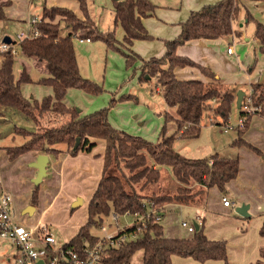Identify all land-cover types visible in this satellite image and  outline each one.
<instances>
[{
	"label": "trees",
	"instance_id": "trees-1",
	"mask_svg": "<svg viewBox=\"0 0 264 264\" xmlns=\"http://www.w3.org/2000/svg\"><path fill=\"white\" fill-rule=\"evenodd\" d=\"M76 1L84 19L68 8L45 6L36 24L41 35L19 44L21 56L45 70L46 76L38 84L52 88L53 96H47L42 101L24 97L22 85L33 83L26 65L17 79L14 72L16 57L11 53L3 55L0 63V112L12 109L34 124L32 130L14 127V132L27 138V141L21 146L6 148L9 159L14 162L30 152L55 158L64 152L59 149L63 146L67 148L65 152L75 157L80 152H91L97 145L96 141H102L105 145L103 171L88 204V220L66 243L67 246L82 254L85 243L94 246L100 239L92 231L94 227L102 229L106 217L112 214L124 216L128 212L131 215H147L154 211L155 215H151L144 223L134 222L131 227L119 229L115 236L116 244L106 249L101 264H130L138 252L143 254L140 264H172L176 256L191 258L201 264L208 261L228 264L227 242L209 240L204 223L195 230L192 239H171L164 235V228L159 222L166 215V205H201L207 201L212 188L227 194L228 184L237 179L240 173L238 157L215 155L191 159L175 150L176 140L200 136L203 119L212 110L225 124L238 93L235 89L225 90L220 85L200 80H179L175 70L185 67L198 68L210 79L218 78L189 58L179 56L177 51L191 41L240 36L234 25L241 13L245 12L247 23L255 20L246 3L264 5V0H220L214 5L191 12L181 25L180 35L165 42V54L147 61L130 47L137 40H153L143 24V20L154 16L158 8L151 0H115L114 28L106 32L99 30L91 17L88 1ZM10 5V1L0 0V22L9 21L5 10ZM58 17L61 19L56 22ZM62 25H65L67 34L63 33ZM118 26L125 33L123 44L129 47L128 55L119 50L116 38ZM253 38L260 43V53L264 54V24L256 20ZM75 39L101 41L109 49L125 55L129 65L137 60L142 61L140 80L156 79V90L160 88L165 104L169 109L176 110L177 114V118L169 113L164 114L166 124L158 143L115 128L109 121V108L82 116L81 111L66 105L65 99L71 89L93 96L103 92L99 84L82 77ZM250 91L257 114L255 116L264 118V83L251 85ZM213 103L217 104L215 109ZM243 115L241 111L240 116ZM251 118L248 116L244 129L238 130L240 136L234 142L235 146L245 143L241 136L245 134ZM52 120L57 124H50ZM170 122L175 126L173 133H169ZM77 139L81 142L74 149ZM166 167L177 181L176 190L173 193L144 194V191H151L160 185L162 169ZM39 189L40 186H35L33 191L34 206L39 201ZM260 234L264 237V219ZM135 235L136 238L133 237ZM257 264H264V248L260 251Z\"/></svg>",
	"mask_w": 264,
	"mask_h": 264
},
{
	"label": "rangeland",
	"instance_id": "rangeland-1",
	"mask_svg": "<svg viewBox=\"0 0 264 264\" xmlns=\"http://www.w3.org/2000/svg\"><path fill=\"white\" fill-rule=\"evenodd\" d=\"M114 1L94 0L93 4L89 5V11L93 15L98 29L103 32L114 28V19L112 18L111 20V15L114 11ZM151 1L159 6L160 10H176L181 14H188L191 11L200 10L208 4L211 5L217 0ZM44 2L43 0H35L33 2L34 8L32 7L30 14L34 16L41 15L42 11L40 7L44 6ZM54 2L56 1L49 0L48 4ZM24 10L26 13L28 12V8ZM13 11H17V6H15ZM170 14L174 15L173 13ZM252 15L259 22L264 18L260 10H256ZM60 19L58 17L56 22ZM255 20L246 23L245 12L243 11L238 20L239 24L236 22L234 25L237 32L243 33L247 39H251V43L246 44H252L254 41ZM240 24L244 25L243 28L239 27ZM26 30L27 26L22 23L19 25V23L8 24L0 22V42L7 36L16 39L17 34ZM62 30L64 34H67L68 31L65 25H62ZM119 30H121V26L116 28L117 40ZM240 38L232 43L236 57H238L241 47L245 45L241 42ZM166 41L168 40L163 39V37H153V40L145 41L150 43L147 47H150L152 44L150 50L145 53L147 54L146 56L150 57L151 55L155 56L158 54L157 44L162 43L165 45ZM74 46L82 77L99 84L103 92L93 96L81 90L71 89L68 99L72 108L80 110L83 115H90L104 108H109V121L112 125L119 124L122 126L121 131L144 138L153 143H158L162 128L166 124L164 114L169 113L174 118H177V114L176 110L168 109L163 95L156 92V79L146 78L143 81L140 80L142 61L139 62L137 60L134 64L129 65L125 55L119 51L109 49L101 41L82 43L79 39H75ZM118 47L119 50L127 55L130 54L129 47L123 44V42L119 41ZM227 47V44L223 46L225 51ZM17 49L19 54L16 57L14 67L16 78L19 79L25 64L33 80V83L23 84L22 93L27 99H32L33 97L38 101H42L48 95L53 94V90L50 87L38 84V81L46 76L45 70L37 66L33 61L26 60L21 56L19 46ZM222 71L228 73L224 75H227L229 78L233 76L232 72L225 65L222 66ZM216 81L213 80L211 83L218 85ZM223 89L226 90L227 87H223ZM247 95H251L249 89L246 93ZM216 105V103H213V109L217 107ZM235 105L233 106L229 120L224 122L225 124L229 123L231 126H234L233 130L227 133L224 132L223 128L225 124L212 110L203 119L200 136L190 140L178 139L174 144V148L181 155L191 159L211 158L215 155L227 158L239 157L240 168L243 169V172L240 177L235 179L236 181H232L230 186L227 187L229 199L232 202V209L227 211L223 208L222 197H227V194L221 195L218 188H212L209 191L207 202L203 204L209 212L210 217L207 218L206 223L203 222L202 216L200 218L206 228L212 225L224 227L223 231L220 229L221 234L218 240L229 243L230 257L228 264H256L259 260L260 251L264 248V238L260 234V219L264 214V118L256 117L255 115L257 114L254 109L249 115L252 118L249 121L248 128L245 134L241 136L245 143L242 142L235 146L234 142L240 136L237 126L241 118V110L237 107V102ZM2 115L3 112H0V173L5 176L7 184H10L11 180H13L11 183H14L19 188V191L24 194L32 186V179L30 177L33 171L30 167L32 162L25 159L20 160L18 163L11 162L6 156L7 153L3 154V152H6V148L8 147H18L27 141V138L14 132L15 126L32 130L34 129V124L19 116L12 109L8 110L6 121H4ZM49 123L55 124L56 122L52 120ZM168 126L169 133H173L175 127L173 123L170 122ZM59 149L67 150L64 146ZM95 165L97 167L98 162ZM99 170L97 168L94 174L96 175ZM162 175L163 179L159 186H155L151 191H144L143 193L146 195H151L153 192L173 193L177 188V181L171 170L168 167L164 168ZM0 182L2 183L3 181L0 180ZM95 183L96 179H81L78 189L86 197L81 196L84 203L79 208H72L75 201L66 204L60 200L50 212L45 214V221H49V227L57 237L59 244H66L77 234L78 230L75 226L87 223V208ZM33 191L34 188L32 189V194ZM25 197L26 195H22L21 198L25 199ZM49 201H51L49 194L41 189L39 191L37 210L33 216L23 215L25 208L20 199L17 201V212L20 217L27 216L30 218V222H37L45 211ZM243 205L250 207L249 213L251 218L245 219L237 214L236 209ZM199 206L194 205L193 208L192 206L185 205L183 207L173 206L168 211L164 207L166 211V215L162 219L164 235L171 239H186L192 236L186 228L182 227V222L186 221L190 225H193V222L196 220V224L199 225L197 215L200 212L196 209ZM212 213L219 215L217 222H214ZM135 221V217L125 215L121 216L118 221H115L114 214H112L104 219V230L94 227L92 233L99 238H104L108 234L116 235L119 229L131 227ZM14 255V246L9 241L0 239V264H14ZM142 256V252L136 253L130 264H140ZM217 262H219L218 264H226L225 262L221 263V261Z\"/></svg>",
	"mask_w": 264,
	"mask_h": 264
},
{
	"label": "crops",
	"instance_id": "crops-1",
	"mask_svg": "<svg viewBox=\"0 0 264 264\" xmlns=\"http://www.w3.org/2000/svg\"><path fill=\"white\" fill-rule=\"evenodd\" d=\"M5 1L11 2V5L7 7L5 10L7 18L9 19V21L5 23L8 24L19 23V25L20 23H22L27 26V30H28L30 21L34 18L40 19L42 16V13L41 15H36L37 17L34 16L33 14H30V10L32 9L34 4L33 2H35V0H31V2L30 0H5ZM43 1H45L44 6L42 8L40 7V10L42 12L45 6L48 8L63 7L74 11L80 18H84V15L80 10V5L76 0H50V1H56L52 4H48L49 0H43ZM87 1L89 6L93 4L94 0H87ZM219 1L220 0H217L215 3L212 4L214 5ZM15 6H17L16 12L13 11ZM246 6L251 13H255L256 10L262 11L263 14L262 16L264 17L263 4L248 2L246 3ZM157 7L158 8L154 16L143 20V24L145 28L147 29L148 33L154 38L163 37V39H166L168 41L176 39L181 33L182 23L187 21L191 13L181 14L180 12L172 9H171L172 11H163L160 10L159 6ZM27 8H28V12L26 13L24 9ZM35 9L38 10L37 8ZM170 13H173L174 15H171ZM90 15L92 18H94L91 12ZM112 18L114 19V13L111 15V20ZM238 22L237 24H239ZM261 23L264 24V18L261 19ZM243 26H244L243 24L239 25L240 28H243ZM117 36H118V40L123 42L125 33L122 27L121 30H119V34ZM238 38H240L241 42H243L245 45L241 47L240 53L238 57H236V52L232 43H234L235 40H239ZM246 43H251V39H247V37L244 36L243 33H241L240 36L232 35L228 38L217 39V40H196V41L188 42L184 46L180 47L177 51V54L179 56L187 57L193 62H195L197 65L210 70L213 74L217 76L218 80L216 81V83H218V85L227 87L229 89H235L236 91H244L245 93H247L248 89L250 90L251 85L257 83H264V54L260 53V43L258 41L254 40L252 44H246ZM149 44L150 43L148 42L137 40L133 43L130 49L135 54L139 55L142 59L146 61L150 60L151 58H161L165 54L166 52L165 45H163L162 43L161 44L158 43L157 44L158 54H156L155 56L151 55L150 57L146 56L147 54L145 53H147L152 46L151 44L150 47H147L149 46ZM225 44H227L228 46L226 51L225 48H223ZM230 47L233 48V54L231 55L228 54V49ZM223 65H225L227 69H229L230 72H232L233 76H231V78H229L227 75H224L228 73L222 71ZM175 75L179 80H200L207 83H211L213 81L212 79H209L204 74H202L201 70L193 67L178 68L175 70ZM22 89H23V85H22ZM70 92L71 91L69 90L68 94ZM156 92L162 94L159 88H157ZM68 94L66 96L65 103L69 108H72V105L68 99ZM48 96H53V94H50ZM32 99L34 98L32 97ZM235 104L236 102L234 103V106H236ZM7 113H8L7 111L3 112L2 117L4 118V121L7 120L6 118ZM82 116L85 115H83L82 113ZM260 118L263 119L262 117ZM113 125L115 126V128H118L119 130L122 128V126H120L119 124H113ZM96 143H97L96 147L91 152H80L75 157L71 156L69 153L65 151L55 158L52 156H48L49 157L48 175L41 183L39 191L42 189L45 192H47L49 194V198L51 201H49V204L46 202L48 205L45 211L43 212V214L40 216L39 220H37V222H30L31 220H29L30 218H28L27 216L20 217V215L17 212V208H18L17 201L20 199V202L22 203V205H24L23 207L25 209L23 211V215L33 216L35 214L37 210V206L32 205V197H33L32 189L35 188L33 180L37 177L38 170L32 167V164L37 161L40 154L34 152L26 153L14 161L18 163L20 160L25 159L32 162V164L30 165L31 170H33L32 173L30 174V177L32 179L31 180L32 186H30V188H28V190L24 192V194L23 192L19 191V188H17V186L14 183H11L13 180H11L10 184L9 183L7 184V180L5 179V176L2 173H0V180L3 181L2 185L4 186L6 192L10 194L12 197V207L16 222L32 230L33 232H37L38 227L42 224L49 225V221L48 222L45 221V216H46L45 214L50 212L58 201L61 200L64 203L68 204L73 201H76L78 198L86 197L78 189L81 183V179H93V180L96 179V183L93 186L91 192L92 194L89 198V202H90V199L94 194L97 185L101 179L103 165H104L105 145L102 141H96ZM5 153L6 152H3V154ZM6 156L7 158H9L8 155ZM235 157L236 156L230 158H235ZM97 162L98 165L96 167L95 164H97ZM97 168L98 170L99 169L100 170L95 175L94 173H96ZM242 172L243 169L240 168V173L238 177H240ZM231 183L232 181L228 184V186H230ZM22 195H26L25 199L21 198ZM221 195H223V193H221ZM227 198L229 199L228 191H227ZM203 204L200 205L201 207L200 206L196 207V209H198L200 212V214H198L197 216L198 217L202 216L203 222L206 223L207 218L210 217V214L206 210L205 205ZM173 206L183 207L184 205L169 204L165 206L166 211L171 209ZM30 207L35 208V211L32 214H30L29 212H25ZM193 207L194 206H192V208ZM223 208L227 211L232 209V207H225L224 205ZM218 216H219L218 214L212 213V218H214L213 219L214 222H217V218H219ZM245 219H249V218H245ZM263 219H264V214L261 216L260 219V223H261L260 227H262L263 225ZM162 221H163L162 219L159 220L161 225L163 224ZM193 225L194 226L196 225V220L193 222ZM83 226L84 225H77L75 227L79 232V230ZM220 229L223 231L224 227L213 226V225L207 226V228L205 227V234L209 240L219 241L218 237L221 234ZM190 235L192 236H189L186 239H192L194 233H190ZM227 244H228V258H229L230 248L228 242ZM259 260H260V255H259ZM218 263L219 262L217 261H208L204 264H218ZM172 264H201V263H198L191 258H180L176 256L173 257Z\"/></svg>",
	"mask_w": 264,
	"mask_h": 264
},
{
	"label": "built area",
	"instance_id": "built-area-1",
	"mask_svg": "<svg viewBox=\"0 0 264 264\" xmlns=\"http://www.w3.org/2000/svg\"><path fill=\"white\" fill-rule=\"evenodd\" d=\"M40 19L34 18L29 23V28L26 32H21L16 35V39L11 38L12 42L6 44L0 42V63L2 62L3 55L11 53L17 57L19 52L17 47L21 42L28 39H34L41 35L40 31L36 29V24ZM83 42H90V40H80ZM228 54H233V48L228 49ZM252 99L250 96H245L241 111L244 113L240 116L238 130L245 127L247 117L254 111ZM234 126L225 124L224 132L233 130ZM222 204L225 207H232V202L226 196L222 197ZM151 215H155L151 211L147 215H131L129 212L125 216L135 217V222H142ZM121 216L114 214V220L118 221ZM199 219V225L202 223ZM182 227L186 228L188 232L194 233L196 228L187 222H182ZM105 226L102 227V230ZM119 231V230H118ZM115 236L108 234L104 238H100L94 246L85 243L83 253L80 254L73 247L66 244H59L57 237L51 230L49 225L42 224L38 227L37 232L26 228L25 226L16 222L13 207L12 197L8 194L0 182V239L9 241L15 248L14 264H101L102 256L109 246L115 245ZM134 238L137 235L133 236Z\"/></svg>",
	"mask_w": 264,
	"mask_h": 264
},
{
	"label": "water",
	"instance_id": "water-1",
	"mask_svg": "<svg viewBox=\"0 0 264 264\" xmlns=\"http://www.w3.org/2000/svg\"><path fill=\"white\" fill-rule=\"evenodd\" d=\"M4 43L10 44L12 42L10 37H5L3 40ZM246 96V93L244 91H238L237 93V107L241 109L243 100ZM80 111V110H79ZM81 140L77 139L76 145L74 149H77L78 146L80 145ZM48 164H49V157L47 155H40L35 163L32 164V167L38 170V175L37 177L33 180V183L35 186H40L43 180L47 177L48 175ZM81 205H83V199L78 198L75 203L73 204L72 208L77 209ZM35 211L34 207H30L27 209L25 212H29L32 214ZM249 206L243 205L240 208L236 209V212L243 218H250L249 214ZM196 230L199 229V225H195Z\"/></svg>",
	"mask_w": 264,
	"mask_h": 264
}]
</instances>
